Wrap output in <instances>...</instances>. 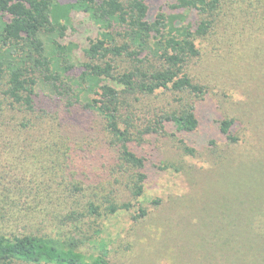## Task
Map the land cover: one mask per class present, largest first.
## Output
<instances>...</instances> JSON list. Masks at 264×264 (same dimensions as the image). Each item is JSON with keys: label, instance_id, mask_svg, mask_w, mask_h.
Instances as JSON below:
<instances>
[{"label": "trees", "instance_id": "trees-1", "mask_svg": "<svg viewBox=\"0 0 264 264\" xmlns=\"http://www.w3.org/2000/svg\"><path fill=\"white\" fill-rule=\"evenodd\" d=\"M59 4L60 0H0V110L6 103L14 112L23 113L13 122L14 138L0 132V222L7 216L31 229L19 234L0 232V264H113L109 245L96 222L103 214L130 209L132 199L144 194L147 159L135 146L149 140L146 134H162L174 127L176 132L168 134L176 135L185 153H195L184 134L199 128L198 105L208 89L194 80L190 70L201 53L197 41L212 36L221 23L222 0H173L172 7L177 10L198 11L195 24H180L163 8L152 13L150 0H75L72 9L89 15L99 27L98 36H91L84 49L86 59L78 75H70L75 63L60 41L69 24L55 15ZM54 31L59 34L54 41L56 54H47L42 35ZM119 58L128 62L123 70L115 64ZM60 65L58 70L53 68ZM38 73L53 86L57 99L54 111L37 108ZM158 91H170L174 96L149 117L151 111H144L152 106L150 95ZM79 113L98 115L103 122L102 139L114 160L110 172L115 179L109 183L92 184L75 178L77 167L88 155L83 153L86 141L75 127L82 124V120L76 124ZM10 123L1 117L0 130ZM232 124L231 118H223L219 131L236 145L240 138ZM19 142L25 144L21 151ZM217 151L224 152L220 147ZM44 152L51 157L57 171L53 176L62 178L61 184L13 186L19 163L36 155L41 158ZM70 170L75 177L67 178ZM22 183L30 181L23 176ZM122 186L129 192L128 200L121 198ZM263 187H253L243 197L240 212L233 210V194L219 195L217 203L205 210L207 217L217 220V233H239L235 245L244 264L264 263ZM161 201L153 200L155 204ZM147 214L149 209L139 206L134 218ZM242 214L240 223L238 216ZM206 238L198 241L200 247L211 244ZM85 245L91 250H85ZM185 248L181 244L173 257L189 264H223L222 258L209 260L210 254L192 260L193 254H186ZM213 254L221 256L219 251ZM222 257L227 262L230 255Z\"/></svg>", "mask_w": 264, "mask_h": 264}, {"label": "rangeland", "instance_id": "rangeland-1", "mask_svg": "<svg viewBox=\"0 0 264 264\" xmlns=\"http://www.w3.org/2000/svg\"><path fill=\"white\" fill-rule=\"evenodd\" d=\"M74 1L60 0L55 8L59 20L69 24L60 41L73 59L71 62L75 63L70 75L81 73V63L86 59L84 49L89 45V38L99 34V27L89 15L72 9ZM150 1L152 13L163 8L180 24H195L199 20L197 10H177L172 7L173 0ZM222 6L221 23L212 36L197 41L201 53L192 62L190 70L194 80L208 89L198 105L199 128L184 134L188 146L195 148V153H185L184 146L175 139L176 135L168 134L176 132L174 127H169L166 133L146 134L149 140L135 146L147 159L148 178L144 194L132 199L133 206L130 209L103 214L96 222L109 245L113 264H189L173 257L181 244L186 245V254H193L190 257L192 260H202L210 254L209 260L222 258L223 264H244L241 262L242 254L235 245L239 233L225 232L223 236L217 233L214 230V225H219L217 220L207 217L205 210L206 206L217 203L219 195L233 194L236 197L231 202L233 210L240 212L243 197L253 187L264 186V0H222ZM58 35L57 31L42 35L47 54H56L54 41L59 38ZM115 64L118 70H123L128 62L119 58ZM56 67L53 66L58 70L62 65ZM35 91L37 108L54 111L57 99L52 84L43 73H38ZM173 96L170 91H158L150 95L152 106L148 105L144 112L151 111L147 115L152 117ZM146 99L144 101L148 104ZM0 112V122L1 117L3 122H12L7 127L3 126L0 132L14 138L13 122L20 120L23 113L14 112L6 103ZM223 118L233 120L232 130L240 138L236 145H231L219 131ZM76 119V124L82 120V124L75 127L86 141L83 153L88 155L77 167V177L70 170L67 178L73 176L78 181L92 184L100 181L109 183V180L115 179L110 172L114 160L105 139H102L101 118L79 113ZM132 144L136 145L137 142ZM24 145L19 142L18 150L21 151ZM218 147L223 148L224 152H218ZM0 157H3L1 153ZM12 160L21 162L17 158ZM19 167V176L13 178V186L38 185L42 188L47 183L61 184L62 178L53 176L56 169L51 157L45 152L41 158L36 155L19 163ZM23 176L25 181H30L29 184L22 183ZM122 188L121 198L128 200L129 192L124 186ZM155 198H161V204H155ZM245 202L249 203L248 200ZM139 206L147 207L149 214L135 219ZM215 209H218L217 205ZM242 216H238L240 223ZM28 231L31 229L7 216L0 222V232L19 234ZM51 234L60 236L54 232ZM202 237L209 238L211 244L200 247L198 241ZM84 249L91 250L89 245H85ZM214 251H219L221 256L213 254ZM225 255H230L227 262L222 257Z\"/></svg>", "mask_w": 264, "mask_h": 264}]
</instances>
